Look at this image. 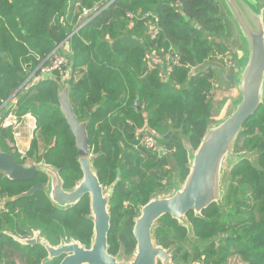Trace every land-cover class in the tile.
Wrapping results in <instances>:
<instances>
[{"label": "trees", "instance_id": "obj_1", "mask_svg": "<svg viewBox=\"0 0 264 264\" xmlns=\"http://www.w3.org/2000/svg\"><path fill=\"white\" fill-rule=\"evenodd\" d=\"M85 10L91 14L83 16L84 25L71 34ZM144 13L157 20L151 16L136 19ZM152 23L157 30L154 35ZM223 31L214 0H0V120L11 110L20 122L31 114L37 137L32 138L28 154L32 151L31 157L40 159L36 151L41 140L45 161L58 169L64 187L82 175L74 137L58 109V80L44 79L27 90L18 89L25 76L23 64L32 61L33 68L38 64L34 54L44 59L71 34L64 42L72 64L69 99L78 118L90 115L89 148L95 145L105 153L93 164L100 183L120 176L109 203L108 242L115 230L125 255L135 250L132 229L138 203H147L150 193L164 188L162 179L170 176V160L137 144L134 126L142 127L145 122L159 132L160 137L154 134V138L160 146L175 147L171 163L178 165L183 175L187 172L183 166L186 151L173 130L186 135L193 148L199 145L211 99L219 89L211 68L194 70L205 61L224 60L226 49L219 41ZM169 51L179 55L177 65L165 61ZM14 92L15 104L9 100ZM136 100L141 109L134 106ZM145 128L140 135H153ZM243 128L237 140L244 150L252 152L255 163L243 158L235 164L223 200L224 211L212 203L202 210V217L191 218L195 235L203 243L189 239L184 227L164 215L159 220L165 228L154 232L159 245L168 249L172 244H188L197 256L204 254L214 264H226L234 254L247 264H264L262 104ZM13 135L11 127L0 126V146L6 137L13 141ZM114 159L118 164H113ZM37 182L45 184L42 172L31 181L12 180L0 172V198L12 197L4 202L9 212L0 214V264H14V253H18L20 263L31 257V264H38L45 255L42 246L21 245L7 235L5 224L19 235L34 226L52 244L63 230L85 247L89 243L93 223L83 215L89 214L88 196L66 209L51 205L43 192L23 197ZM20 214L28 215L26 224L30 225L22 224ZM173 251L175 260L181 249L175 246Z\"/></svg>", "mask_w": 264, "mask_h": 264}, {"label": "water", "instance_id": "obj_2", "mask_svg": "<svg viewBox=\"0 0 264 264\" xmlns=\"http://www.w3.org/2000/svg\"><path fill=\"white\" fill-rule=\"evenodd\" d=\"M214 1L224 28L220 42L232 56L228 66L219 59H211L197 66L194 72L211 68L214 81L223 91V96L212 104L215 113L212 111L196 149L189 143L184 146L188 169L184 180L180 182L179 177H174L173 183L169 182L172 185L171 192L150 197L147 203L139 207V215L134 219L132 231L135 250L129 259L119 261V258L108 251L111 193L104 192V186L92 165L93 159L89 156V118H78L70 103L71 63L67 80L63 84L59 83L58 109L74 137L82 177L70 189H66L57 168L43 161L19 163L12 154L4 151H0V172L9 179L22 181H31L38 172H42L46 175L47 182L32 185L22 196L29 197L36 192H43L54 207L59 209L70 208L83 196H88L91 213L89 218L93 223L91 244L85 247L78 241H70L54 247L44 240L14 237L15 240L25 245L39 242L47 251V261L64 255L59 264H157L158 260L162 264H171L170 248L159 245L154 235L159 218L169 215L179 225L185 226L187 237L195 241L186 214L192 211L200 216L202 210L212 203L221 206L224 191L220 178L222 164L226 159L230 170L238 160L245 157L230 152L243 131L245 122L261 104L264 106V0ZM134 106L139 108L137 100ZM176 175L179 176V173ZM113 188L114 185L109 190Z\"/></svg>", "mask_w": 264, "mask_h": 264}, {"label": "rangeland", "instance_id": "obj_3", "mask_svg": "<svg viewBox=\"0 0 264 264\" xmlns=\"http://www.w3.org/2000/svg\"><path fill=\"white\" fill-rule=\"evenodd\" d=\"M89 14H91V13H89ZM88 14V15H89ZM64 43H59L56 47H58V51H57V53L59 54V53H63V54H65V48H64ZM55 48V47H54ZM53 48V49H54ZM48 56V55H47ZM46 56V57H47ZM33 57L34 58H39V55L37 54H34L33 55ZM225 61V60H224ZM68 64H70L71 63V61L68 59ZM206 62V61H205ZM28 63V62H27ZM29 63H33L32 61H29ZM204 63V62H203ZM202 63V64H203ZM33 65H34V63H33ZM68 67H69V65H68ZM70 71L72 72V68L70 69ZM56 74H58L57 72H56ZM68 75H69V72H68ZM216 83V82H215ZM216 85H217V83H216ZM218 86V85H217ZM19 89V88H18ZM17 89V90H18ZM219 89V88H218ZM220 90V89H219ZM15 93V92H14ZM13 93V94H14ZM12 94V95H13ZM11 95V96H12ZM10 96V97H11ZM10 97H9V99H10ZM218 94H217V96H216V98L215 99H211V108H210V110H209V112H208V119H207V121H206V125H207V122H208V120L210 119L209 117H210V115H211V113H213L214 111H215V108H212V104H214V103H216V100H218ZM138 107L141 109V107L138 105ZM212 109V110H211ZM213 111V112H212ZM215 113V112H214ZM26 116V120H24V118L22 119V121L17 125V127L13 130V131H16V132H18L17 130H19V131H21V130H23L24 129V127H26V121L29 119V122H28V124H27V127H29V135L28 134H26L25 136H23V138H22V136H19V137H13L14 138V140L13 141H10V140H8L9 138L8 137H6L7 139H6V141L9 143V145H10V149H11V152H13V154H16L18 157L19 156H23V155H25V156H28V158H30V159H28V161H33L34 162V160H33V158L31 157L32 156V154H33V152L32 151H30L32 154H28L29 153V150H28V148L29 147H31L30 145H31V141H32V138L34 139L35 137H37V133H36V131H35V120H34V118L33 117H31L32 115L31 114H26L25 115ZM85 117H88L89 118V122H90V115H88V114H86V115H84L82 118H85ZM143 117V119H144V116H142ZM81 118V119H82ZM143 124V126L142 127H146L145 129H146V131L147 132H150L151 134H155L156 135V137H160L159 135V132H157L154 128H151L150 126H146V124H145V122L144 123H142ZM142 127H137L136 125L134 126V129H133V132H134V135H135V139L136 140H138V143L137 144H139L140 146H142L143 147V142H142V139H143V137L144 136H150V137H155V135L153 136V135H148V134H146V135H144L143 133L140 135V132H141V130H142ZM206 128V127H205ZM22 132V131H21ZM173 133H175L176 135H177V137H178V142H179V144H181V147H182V149H184V146L185 145H187L188 143L190 144V141H189V139H188V137L186 136V135H184L179 129H174L173 130ZM19 134H23V133H19ZM29 136V137H28ZM155 139V138H154ZM39 145V148H38V150L36 151V153L40 156V162L41 161H43L44 163H46V161H45V148H44V146H43V143H42V141L40 140V144H38ZM190 146H191V144H190ZM192 147V146H191ZM244 146L242 145V142L241 143H239L238 142V140H236L235 141V143H234V145H233V147H232V150H231V152L230 153H232V154H234V155H243V156H245L244 158H246V159H248L249 160V162H251V163H255V158H254V156H253V154H252V152H250L249 151V149H245L244 150V148H243ZM144 148V147H143ZM159 148L161 149V155L160 156H163V157H166L168 160H170V164L169 165H167V168H169V173H170V176H169V178L167 179V180H164V179H162V183H164L165 184V186H164V188H162V189H158V190H155V191H152L151 193H150V195H149V197H148V200H149V198L150 197H154V196H159V195H164V194H168L169 192H171L170 190H171V184L170 183H173V181H174V177H179V180H180V182H182L183 180H184V178H185V176H186V174H187V172H188V169L186 168V164H187V158H186V161H185V163H184V168L185 169H187V172L183 175V173L181 172V170L178 168V165H176L174 162L173 163H171V161L174 159L173 158V153H174V151H175V147L174 148H171V149H167L166 147H164V145L162 146H159ZM193 148V147H192ZM159 149V150H160ZM193 149H196V148H193ZM185 150V149H184ZM27 152V153H26ZM28 154V155H27ZM105 153L103 152V151H98L97 149H96V147H95V145H92L90 148H89V156L93 159L92 160V165L94 164V162H95V159L96 158H98L99 156H102V155H104ZM78 160V159H77ZM47 164V163H46ZM113 164H118V161L117 160H113ZM235 166V165H234ZM234 166H232L231 168H230V170H229V165L227 164V162H226V159L224 160V162H223V164H222V173H221V184H222V187L224 188V191H223V196H222V204H221V206H218V208H219V211H224V196H225V192H226V189H227V184H229L230 183V181H232V175H231V171H232V169L234 168ZM94 167V166H93ZM94 169L97 171V169L94 167ZM177 172L179 173V176L178 175H176L177 174ZM44 176H45V178H46V182H47V177H46V175L44 174ZM82 177V175L80 176V177H78L75 181H73V183H72V185H67L65 188L66 189H70L74 184H75V182L76 181H78L80 178ZM45 182V183H46ZM120 182V176H115V178L110 182V183H107V182H103V183H101L103 186H104V189H105V191L104 192H106V193H111V197H113L114 195V191H115V187L118 185V183ZM170 182V183H169ZM112 185H114V188L113 189H111V191L109 190V188L112 186ZM5 197H4V199H1L0 198V202H4V201H9V200H11V198L9 199V197L8 196H6V195H4ZM111 199V198H110ZM119 199H121V197H119ZM124 205H126L127 203L126 202H124L123 203ZM51 205H53L52 203H51ZM140 203H138V205H137V209H139V207H140ZM88 208H89V214H83L84 215V218L85 219H90L89 218V216L91 215V213H90V200H89V197H88ZM14 210V209H13ZM109 210H110V204H109ZM18 211H19V209H16L15 210V213L16 214H18ZM138 215H139V213H138ZM196 217H202V216H197L194 212L192 213V215L189 217L188 215H186V218H187V221L189 222V224H190V229L193 231V237L195 238V241L194 240H192V241H194L195 243H197L198 245H201L202 243H203V241H202V239H200V238H198L196 235H195V232H194V227H193V223H192V220H191V218H196ZM27 218H29L28 217V215L26 216V215H24V214H20L19 215V220L22 222V224L23 225H30L29 223H27L26 224V219ZM178 223V222H177ZM5 226V229H4V231L5 230H8L7 232H10V233H15L14 231L12 232V231H10L11 230V228L7 225V224H5L4 225ZM9 228V229H8ZM163 228H165L164 227V222H163V220L162 219H160V220H158V222H157V224H156V226H155V233H156V230H160V229H163ZM184 229H185V231H186V235H187V229H186V227L184 226ZM39 229H36L34 226H31V231H27V233H29L28 234V236H30V234H33V232H36L37 234L39 233V231H38ZM91 231H93V227L91 226ZM36 235V234H35ZM117 234H116V231L115 230H113L112 231V233H111V235H110V239H109V242H108V248H109V252H110V254L111 255H113V256H115V257H117V258H119V261H127L128 259H129V256L128 255H125L124 253H123V248H122V246H121V244H120V242L118 241V239H117V236H116ZM91 236H92V233L90 234V237H89V243H88V245H87V247H89L90 246V244H91ZM13 239H14V237L15 238H17L16 236H14V235H12L11 236ZM61 238V242H60V245L61 244H64V243H66V242H70V241H78V240H76V239H74L67 231H65V230H63L61 233H60V235L58 236V239L56 240V241H54L53 240V244H57V243H59V239ZM190 239V238H189ZM18 242V241H17ZM80 244H82L80 241H78ZM19 244H23V243H21V242H18ZM52 243V242H51ZM83 245V244H82ZM59 246V245H58ZM175 246H178L180 249H181V252H180V254L178 255V258H176L175 260H172V263L171 264H196L198 261H199V259L203 256V258H204V261L206 262V263H208V264H214V262L212 261V260H207L206 259V257L204 256V254H200V256H197L196 255V250H194V247H192V246H190V245H188V244H185V243H178V244H172V245H170V246H168L170 249H168L169 250V252H170V250H171V255L173 256V254H174V247ZM182 256L184 257V259H182ZM172 259V258H171ZM12 261L14 262V264H31L32 263V261H33V259L31 258V257H29L28 259H25L24 261H23V263H20V261L18 260V253H14V257H12ZM48 263V261H47V258L45 257L40 263H38V264H47ZM59 263V260H54L53 262H52V264H58ZM157 264H161V262L158 260V262H157ZM226 264H247L239 255H237V254H234V255H231L230 257H228L227 258V262H226Z\"/></svg>", "mask_w": 264, "mask_h": 264}, {"label": "built area", "instance_id": "obj_4", "mask_svg": "<svg viewBox=\"0 0 264 264\" xmlns=\"http://www.w3.org/2000/svg\"><path fill=\"white\" fill-rule=\"evenodd\" d=\"M90 12L85 10L83 11V14L81 18L79 19V26L85 22L82 19L83 16H87ZM129 18H132L133 15L128 14L127 15ZM153 17V19L156 21L157 19L151 15L150 13H144L142 15H137L136 19H144L147 17ZM153 25V35L156 34L157 30L155 29V25ZM83 26V25H82ZM79 27V28H80ZM152 35V36H153ZM58 47H56L53 51L50 52V54L45 57L44 59L36 58L38 60V64L32 68L30 63H24L23 64V72L25 73L24 75V80L18 87L19 90H27L30 86L34 85L35 83L44 80V79H49L51 78L56 72L58 73L56 78L58 79L59 83H64L67 78H68V56L67 53H57ZM220 60V59H219ZM165 61L171 65H177L179 62V55L176 53H171L170 51L166 53L165 55ZM226 66L229 65V60L223 61ZM54 78V77H53ZM15 93L10 97L11 103L15 104L16 100L14 98ZM12 108V107H11ZM26 118V116H25ZM24 118V120H26ZM20 123L18 116L11 110L9 113L4 116L0 120V126L2 128H9L11 127L13 130L17 127V125ZM14 137H19L20 134L16 131H14ZM143 142V147L151 152H156L159 148V144L154 139L153 137L150 136H144L142 139ZM3 209L1 203H0V210ZM196 264H208L204 261L203 256L199 259V261Z\"/></svg>", "mask_w": 264, "mask_h": 264}, {"label": "flooded vegetation", "instance_id": "obj_5", "mask_svg": "<svg viewBox=\"0 0 264 264\" xmlns=\"http://www.w3.org/2000/svg\"><path fill=\"white\" fill-rule=\"evenodd\" d=\"M11 154V153H10ZM161 155V154H160ZM12 156L19 162V163H25L26 161H28V159H30V158H28V156H25V155H23V156H17V155H15V154H12ZM33 160H34V163H38V162H40V159L38 160V159H36V158H33ZM37 183H39V182H37ZM41 183V182H40ZM34 184H36V183H34ZM34 184H32V185H34ZM31 185V186H32ZM30 186V187H31ZM29 187V188H30ZM104 191H105V189H104ZM5 202V201H4ZM4 202H0L1 203V205H2V207H3V209H1L0 210V214H2L3 212H9V210L7 209V207L5 206V204H4ZM124 207H126V205H124ZM87 215V214H86ZM110 220H111V216H110ZM134 226V225H133ZM29 231H31V229H29ZM39 231V233L37 234L36 232H33V234H30V236H28V234L29 233H27V231H26V233L25 234H23V235H19V234H17V233H10V232H6V234L7 235H10V236H12V235H14V236H16L18 239H29V240H31V239H36L37 241H39V240H44V241H46L49 245H51V246H54V247H56V246H60V242H61V238L59 239V243H57V244H52V243H50V241H48L45 237H44V235H42V233L40 232V230H38ZM132 231H133V229H132ZM109 232H110V229H109V231H108V234H109ZM36 234V235H35ZM117 236V235H116ZM134 238V237H133ZM109 239H110V236H109ZM117 239H118V237H117ZM15 240V239H14ZM15 241H17V240H15ZM19 242V241H18ZM68 242H66V243H64V244H67ZM107 243H108V235H107ZM136 244V243H135ZM23 245H25V244H23ZM30 245V244H29ZM32 245H40V246H42V244H40L39 242H36L35 244H32ZM62 245V244H61ZM43 247V246H42ZM44 248V247H43ZM44 250H45V255L41 258V260L39 261V263L46 257H48V254H47V251H46V249L44 248ZM64 257V255H61V256H59V257H54V258H52V259H50V260H48V261H53V260H59V263H60V261H61V259ZM48 259V258H47ZM58 263V264H59ZM162 264V263H161Z\"/></svg>", "mask_w": 264, "mask_h": 264}, {"label": "crops", "instance_id": "obj_6", "mask_svg": "<svg viewBox=\"0 0 264 264\" xmlns=\"http://www.w3.org/2000/svg\"><path fill=\"white\" fill-rule=\"evenodd\" d=\"M224 29V28H223ZM223 35H224V31H223V34H222V36L221 37H223ZM220 37V38H221ZM219 41H220V39H219ZM222 44V43H221ZM224 47H225V49H226V54H225V57H224V60H229L230 61V58H231V56H232V53H230V51H228V49L226 48V46L224 45V44H222ZM224 60H221V61H224ZM56 76L57 75H53L51 78H53L54 77V79H57L56 78ZM58 80V79H57ZM231 89H233V87L232 88H230V90ZM217 94H218V99H220L222 96H223V91H221V90H218V92H217ZM28 122H29V119L26 121V127H24V129L23 130H21V131H19V130H17L18 131V133H23V134H20V136H22V138H23V136H25L26 134H28L29 135V127H27V124H28ZM27 136V135H26ZM30 136V135H29ZM28 136V137H29ZM13 140H14V138H13ZM3 145L4 146H0V151H4V152H7V153H11V154H13V152H11V149H10V145H9V143L7 142V141H4L3 142ZM160 146V145H159ZM7 149V150H6ZM160 148H158V150H157V154H158V156H160V154L162 153L161 152V149L159 150ZM186 158H187V153H186ZM119 176V175H118Z\"/></svg>", "mask_w": 264, "mask_h": 264}]
</instances>
